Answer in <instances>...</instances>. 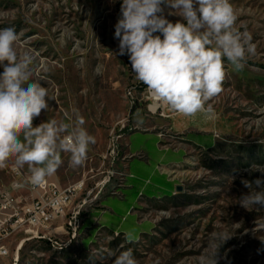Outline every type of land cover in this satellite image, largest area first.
<instances>
[{
  "label": "rangeland",
  "instance_id": "1",
  "mask_svg": "<svg viewBox=\"0 0 264 264\" xmlns=\"http://www.w3.org/2000/svg\"><path fill=\"white\" fill-rule=\"evenodd\" d=\"M230 2L238 17L236 27L251 33L256 54L242 71L225 60L222 91L210 101L213 112L205 111L218 126L215 145L193 147L176 171L177 193L145 208L154 229L128 242L121 235L96 231L97 226L93 232L87 229L90 215L100 209L123 171L124 133L135 121L133 115L139 112L150 119L138 88L142 82L135 79L128 55H119L114 38L122 0H0V28H15L18 54L31 55L32 78L41 80L51 98L49 109L33 126L48 119H74L75 109L96 139L83 166L71 167L69 154L63 153L64 163L48 177L62 188H79L65 217L55 220L46 237H41L45 231L30 238L34 233L18 230L4 238L9 254L0 264H113L115 256L128 249L137 264H200L201 256L216 251L214 233L220 232L231 237L220 245L217 264H264V208L239 204L250 192L241 180L264 178L255 167H264V0ZM161 7L171 22L182 21L169 15L173 10L166 4ZM130 89H136L134 99ZM158 135L164 144L174 139L166 130ZM13 167L10 161L0 170L1 190L13 181ZM27 169L25 165L19 170L30 175ZM15 194L27 202L34 197L27 189ZM8 215L0 212V222Z\"/></svg>",
  "mask_w": 264,
  "mask_h": 264
},
{
  "label": "clouds",
  "instance_id": "2",
  "mask_svg": "<svg viewBox=\"0 0 264 264\" xmlns=\"http://www.w3.org/2000/svg\"><path fill=\"white\" fill-rule=\"evenodd\" d=\"M163 4L173 10L169 15L182 21L168 20L162 14ZM237 20L230 0H122L114 38L119 41V55H128L135 79L154 99L174 112L195 116L213 112L210 101L222 91L225 60L242 71L256 54L251 33L239 30ZM18 38L15 28H0V170L10 161L18 169L27 165L30 175L25 182L40 187L64 163L63 153L69 154L71 167L83 166L96 139L75 109L74 119H48L33 126V120L49 109L51 98L41 80L32 78L31 55L18 54ZM143 122L138 112L135 123ZM255 167L264 173L260 170L264 167ZM241 183L250 192L241 196L239 204L264 208V178ZM230 237L214 233L219 241L216 251L201 256L200 264H217V251ZM125 238L136 239L133 231ZM113 264H137V260L128 249L115 256Z\"/></svg>",
  "mask_w": 264,
  "mask_h": 264
},
{
  "label": "crops",
  "instance_id": "3",
  "mask_svg": "<svg viewBox=\"0 0 264 264\" xmlns=\"http://www.w3.org/2000/svg\"><path fill=\"white\" fill-rule=\"evenodd\" d=\"M149 117L140 126L133 121L124 133L125 184L119 188L118 195H106L100 209L90 215L87 229L92 232L97 226L96 231L125 238L126 232L133 231L136 239L132 242L149 234L155 222L145 214V208L153 201L166 200L177 193L180 180L176 171L194 146L211 148L216 143L214 133L218 126L206 112L184 116L172 111L165 118ZM162 130L174 137L171 143L164 144L159 137Z\"/></svg>",
  "mask_w": 264,
  "mask_h": 264
},
{
  "label": "built area",
  "instance_id": "4",
  "mask_svg": "<svg viewBox=\"0 0 264 264\" xmlns=\"http://www.w3.org/2000/svg\"><path fill=\"white\" fill-rule=\"evenodd\" d=\"M138 88L142 95V100H140L146 102L148 116H156L157 114L163 117L169 116L166 112L171 110L167 104L154 99L145 85L142 86L140 83ZM133 92L135 94L136 89H130V96L134 99ZM154 104L158 106L153 108ZM126 158L127 156L123 157V160L125 161ZM12 170L13 181L7 189H0V212L8 211L10 214L0 222V258L9 254V249L2 244V240L15 231L24 230L34 233L30 238L39 236L45 231L46 233L42 234L41 237H46L47 231L54 225L55 220L65 217L66 208L73 203L79 189L77 186L62 188L57 183L49 181L48 178L40 187H33L25 182L29 175L24 174L16 167H13ZM125 178L124 171L120 172L117 184L110 191L111 194H119V188L124 186ZM20 189H27L31 196H34L31 202H27V198L23 195L15 194ZM76 214L78 215L79 212ZM77 228H73L74 235Z\"/></svg>",
  "mask_w": 264,
  "mask_h": 264
},
{
  "label": "trees",
  "instance_id": "5",
  "mask_svg": "<svg viewBox=\"0 0 264 264\" xmlns=\"http://www.w3.org/2000/svg\"><path fill=\"white\" fill-rule=\"evenodd\" d=\"M141 84H142V86H144L143 83H141ZM135 110H136V106H133V107L131 108V112H135Z\"/></svg>",
  "mask_w": 264,
  "mask_h": 264
},
{
  "label": "bare ground",
  "instance_id": "6",
  "mask_svg": "<svg viewBox=\"0 0 264 264\" xmlns=\"http://www.w3.org/2000/svg\"><path fill=\"white\" fill-rule=\"evenodd\" d=\"M128 93H129V95H130V90H129V92H128ZM156 105H157V104H156ZM157 106H158V105H157ZM21 246H22V245H20V246H19V248H20Z\"/></svg>",
  "mask_w": 264,
  "mask_h": 264
}]
</instances>
